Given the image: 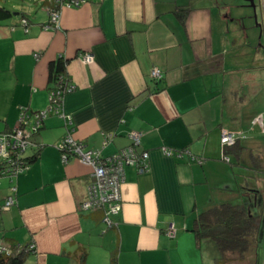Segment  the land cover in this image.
Returning a JSON list of instances; mask_svg holds the SVG:
<instances>
[{"label": "crops", "instance_id": "obj_1", "mask_svg": "<svg viewBox=\"0 0 264 264\" xmlns=\"http://www.w3.org/2000/svg\"><path fill=\"white\" fill-rule=\"evenodd\" d=\"M39 1L34 10L6 8L12 14L0 20V131L17 124L20 108L47 106L48 64L62 56L72 84L62 111L73 138L105 156L129 144L128 132L140 131L148 168L124 167L121 210L106 228L101 211L79 209L91 167L60 160L55 145L68 127L48 115L34 136L37 147L26 152L36 158L19 175L0 177V246L32 244L23 264H76L82 248L84 264H110L112 256L115 264H214V244L196 242L191 232L197 213L238 197L239 184L264 183L248 170L234 190L217 173L228 162L221 131L241 141L246 135L234 110L240 67L230 50L239 23L231 9L225 12L224 0H87L60 7L57 26L44 29L51 0ZM83 51L91 63L80 60ZM153 68L162 72L159 80L150 78ZM162 147L187 152L167 156ZM10 186L14 203L4 209Z\"/></svg>", "mask_w": 264, "mask_h": 264}, {"label": "built area", "instance_id": "obj_2", "mask_svg": "<svg viewBox=\"0 0 264 264\" xmlns=\"http://www.w3.org/2000/svg\"><path fill=\"white\" fill-rule=\"evenodd\" d=\"M87 0H54L46 5L48 20L43 25L44 29L53 28L58 24L60 7H78ZM19 23L24 26L26 31L27 21L21 18ZM38 57V53H34ZM80 60L89 64L93 61V55L89 51H83L79 54ZM149 76L152 80H159L162 72L158 68L151 69ZM67 88L66 90L71 89ZM62 90L57 86L48 90V104L40 110L28 111L20 108L17 124L9 129L0 131V177H14L22 173L28 163L23 159L30 148L37 147L34 140L35 134L40 129L43 120L50 114L63 118L68 131L56 143L59 151L60 160L66 163L72 159L85 163L91 167L90 178L85 186V195L79 203V209L82 211L99 210L102 213L101 220L106 228L113 227L116 222L114 217L119 214L122 204L121 186L125 180L124 167L127 165L134 166L138 171L143 172L148 168V153L146 150L138 149L140 146L141 132L130 131L127 136L130 140L125 147L118 149L109 155H101L96 149H87L82 141L73 138L70 132L73 130L71 118L62 111ZM235 134L223 129L220 134V142L223 145L232 144L235 140ZM109 138V136H108ZM105 138L103 144L108 141ZM162 152L167 156L181 158L185 149L172 151L162 147ZM188 161L199 160L188 155ZM227 160V158H225ZM14 186H10L8 194L2 203V208L8 209L14 203L13 193ZM166 233L169 237L174 236V229L169 225ZM32 244L28 249H32ZM6 246H0V252H8Z\"/></svg>", "mask_w": 264, "mask_h": 264}, {"label": "trees", "instance_id": "obj_3", "mask_svg": "<svg viewBox=\"0 0 264 264\" xmlns=\"http://www.w3.org/2000/svg\"><path fill=\"white\" fill-rule=\"evenodd\" d=\"M53 1L45 3L48 5ZM11 14V11L0 6V20L10 17ZM179 17L183 20L184 14L179 15ZM65 66L66 60L62 56H58L49 62L48 90L57 86L64 93L67 88L72 87L66 76ZM245 149L242 141L235 138L232 144L223 145L222 156L224 159L232 157V160L227 158L229 164L241 166L243 165L242 157ZM35 158L36 155H32L25 156L23 159L26 163H30ZM247 158L248 164L245 167L251 171L252 177L258 179L259 175L264 174V153L250 151ZM261 188L245 184L240 187L241 190L245 189L246 197L244 200L242 198L240 200L243 191L238 190V197L210 205L197 213L192 223L191 232L196 242L207 239L214 244L217 251L213 260L214 264H235L238 261H243L250 251L255 252V255L257 254L261 245L260 223L264 205L261 201L252 203L251 196L258 197L262 191ZM28 245L18 247L11 244L8 246V252H0V264H23L28 255L34 252V248L28 249ZM86 254L84 248L80 249V254L76 257L73 256L76 264H84ZM110 264H115L113 256L110 258Z\"/></svg>", "mask_w": 264, "mask_h": 264}, {"label": "rangeland", "instance_id": "obj_4", "mask_svg": "<svg viewBox=\"0 0 264 264\" xmlns=\"http://www.w3.org/2000/svg\"><path fill=\"white\" fill-rule=\"evenodd\" d=\"M255 1L257 3V0ZM224 2L226 3L225 12L227 13L231 9L232 17H235L239 23V36L236 38V45L231 48L230 54H234L236 61H239L240 69L235 74L237 101L234 103V110L240 127L246 133L245 137H243L244 139L242 138V142H245L246 150L242 157L243 165L234 166L224 161L225 170L223 171L221 169L223 166L219 165L217 173L219 177L223 178L221 183L223 187L235 190L239 184L237 183L238 179L242 178L244 180L243 178L249 174L244 164L249 152L264 153V0H258L260 10L258 8L255 9V19L253 18L252 8L247 6L245 1L224 0ZM0 5L11 11H18L22 8H32L34 10L37 7H41V2L39 0H0ZM14 6H17L18 10L13 9ZM256 24H259V26ZM225 112H227V109ZM249 116L251 118L254 116V122L247 121ZM262 175L264 176V174ZM210 178L211 176L208 177V182L211 184ZM243 184H239V186L242 187ZM240 191H243L240 200L241 198L244 200V197H246L245 189H240ZM213 196L215 202H218L219 198L216 193ZM262 209L260 223L261 245L257 254L255 255V252L250 251L243 261H238L235 264H255V262L256 264H264V207Z\"/></svg>", "mask_w": 264, "mask_h": 264}, {"label": "flooded vegetation", "instance_id": "obj_5", "mask_svg": "<svg viewBox=\"0 0 264 264\" xmlns=\"http://www.w3.org/2000/svg\"><path fill=\"white\" fill-rule=\"evenodd\" d=\"M254 1V3H255V9L256 8H258L259 10H260V8H259V3H258V0H257V3H256V1L255 0H253ZM245 4L248 6V2L247 1H245ZM253 11V10H252ZM255 18H256V14H255ZM256 25H258L259 26V24H256ZM263 188H264V185H263ZM261 195V196H260ZM260 195L257 197V196H255V195H253V196H251V201H252V203H258V202H264V190H262L261 192H260ZM249 197H250V195H249ZM248 197V198H249ZM264 205V204H263Z\"/></svg>", "mask_w": 264, "mask_h": 264}, {"label": "water", "instance_id": "obj_6", "mask_svg": "<svg viewBox=\"0 0 264 264\" xmlns=\"http://www.w3.org/2000/svg\"><path fill=\"white\" fill-rule=\"evenodd\" d=\"M243 1H247L248 2V6L250 8H252L253 10V18L255 19V3L253 0H243ZM260 236H261V232H260Z\"/></svg>", "mask_w": 264, "mask_h": 264}]
</instances>
